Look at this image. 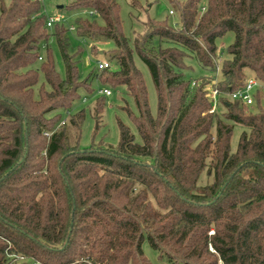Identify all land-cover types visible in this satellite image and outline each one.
Masks as SVG:
<instances>
[{"label": "trees", "instance_id": "16d2710c", "mask_svg": "<svg viewBox=\"0 0 264 264\" xmlns=\"http://www.w3.org/2000/svg\"><path fill=\"white\" fill-rule=\"evenodd\" d=\"M203 2L172 0L179 26L149 19L131 44L116 0H75L70 10L102 22L77 19L78 37L115 43L110 67L82 81L65 27L53 34L65 77L40 57L50 37L40 0H0V264H152L146 240L170 264H264V0ZM188 57L221 78L188 76ZM38 61L50 89L36 98ZM93 76L127 88L140 142L119 122L117 147L80 150L83 112H68ZM250 76L263 84L253 104L232 100ZM234 125L244 131L231 152Z\"/></svg>", "mask_w": 264, "mask_h": 264}, {"label": "rangeland", "instance_id": "374dc122", "mask_svg": "<svg viewBox=\"0 0 264 264\" xmlns=\"http://www.w3.org/2000/svg\"><path fill=\"white\" fill-rule=\"evenodd\" d=\"M120 6V16L122 20V28L125 36L133 44L135 38L138 35H142L145 32L144 24L149 19L156 21L167 22L171 26H179L180 19L177 10L175 9L172 0H116ZM181 2L185 0H179ZM6 4L9 0H5ZM75 2V0H42L43 13L45 17L59 18L60 22L55 23L52 27L47 29L50 35L47 42L40 44L39 55L46 62L48 56H51L57 72L61 77H65L64 63L61 58L58 45L53 34L57 28L65 27L67 29V36L70 43L72 54L76 55V62L80 75V80L84 81L91 75H99L98 63L107 61L110 63L109 55L115 49V43L113 41L105 42H93L92 40L79 38L77 35L76 20L79 18L88 20H97L98 23H102L101 20L92 15L90 11H78L70 10L69 7ZM207 0H204L205 5ZM172 12V13H171ZM235 35L228 33L225 37L218 41V48L221 53L219 58V65L223 60L230 58L228 54V47L233 44ZM95 45L97 53H93L92 46ZM137 68L141 71L145 81L148 92V101L150 111L153 115L157 112V93L154 82L152 80L150 71L145 63L137 56L134 57ZM42 61H38L34 68L39 71V83L35 87V97L38 98L39 90L42 85L46 90H49V86L44 82V77L39 70ZM190 69L188 76L199 79L205 76H211L215 78H221L220 68L217 72H211L203 68L194 58L188 57L186 59ZM114 70V66L111 68ZM92 77L89 79V89L80 87L78 94L72 103L69 115H76L79 112H83V122L81 125L80 143L79 148L81 151H90L97 147H117L119 144V122L129 126L132 133L135 135L136 140L140 142L138 132L131 120L129 112L136 114V106L131 96L127 94V88L125 86H115L111 83L102 81L99 77ZM251 77V76H250ZM217 81V80H216ZM104 89L111 91L110 96H105L100 92ZM264 96V89H263ZM101 103L103 105L101 111V118H96L95 109L97 105ZM217 111L221 114L224 112V107L218 106ZM222 116V115H220ZM62 117H67L66 112H62ZM244 128L239 125H234L232 137H231V152H236L240 140V136L243 133ZM212 181L211 177L203 175L202 184L205 185ZM143 251L145 256L152 264H170L165 256H161L157 251L151 248L150 244L146 240L143 243ZM18 264H33L30 261H19Z\"/></svg>", "mask_w": 264, "mask_h": 264}, {"label": "built area", "instance_id": "2783aa9c", "mask_svg": "<svg viewBox=\"0 0 264 264\" xmlns=\"http://www.w3.org/2000/svg\"><path fill=\"white\" fill-rule=\"evenodd\" d=\"M42 1V0H40ZM172 13V12H171ZM60 20L59 18H53V17H47V27H52L55 23H59ZM110 67V63L107 61L99 62L98 63V70L103 71L107 68ZM263 87V84L256 79L255 77L251 76L247 79L245 85L234 91L233 93L230 94V98L232 100H238L240 102H243L244 104L247 105H252L254 102V93ZM101 94L105 96H110L111 91L108 89H104L103 91L100 92ZM211 98L214 101V109L217 105V99H218V92L217 90H213L210 94Z\"/></svg>", "mask_w": 264, "mask_h": 264}]
</instances>
